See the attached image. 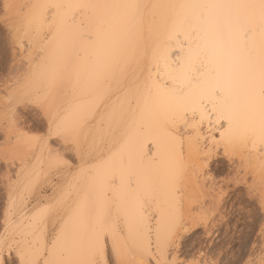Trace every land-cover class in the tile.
<instances>
[{
	"label": "rangeland",
	"instance_id": "rangeland-1",
	"mask_svg": "<svg viewBox=\"0 0 264 264\" xmlns=\"http://www.w3.org/2000/svg\"><path fill=\"white\" fill-rule=\"evenodd\" d=\"M28 1L30 4L33 2ZM27 3L26 0H0V264H30L31 261L34 264H43L46 258L45 253L49 252L56 233L63 226L64 215L63 212L54 209L49 219L37 226L33 223V216L37 210L54 204L61 198L65 199L67 204H71L70 201L77 200L86 192L91 198L94 195L91 176H102L103 173H105L103 176L111 175L117 166L123 169V164H125V155L122 156L121 152L125 141L124 138L116 137L120 130L119 134L124 131L122 127H119L124 118L121 121L118 118H122V116H117L118 120H115L118 123L121 122L116 124V121L115 125H113L115 120L110 122L109 119L112 113L110 110L113 112L115 109L118 110L119 103L123 102L125 91H122V94L114 88L113 94L104 95L98 90L92 91V89L83 87V82H85L83 78L88 79L90 69L93 67L92 65L89 69L88 66L95 59L93 57L95 52L92 53L93 47L95 45V47L99 46L100 48L101 46L103 48L102 41L99 40L102 45H96L95 41L98 40H95L93 35L91 40H83L88 43L93 42V44L87 42L80 44L78 50L83 53V47L87 43L85 48L91 47V49H87L90 54H87L90 56L92 54V57L85 56L91 60V63H88L90 62L88 59H83L82 64L81 57L86 54L87 50H84L86 51L85 54L83 53L84 55H81L82 53L77 50L79 53L77 52L76 57L73 58L70 55L73 49L71 51L68 49V47L72 48L73 46H68L67 43L60 40H54L56 38L54 35L59 30L55 23L48 25L45 23L39 29L35 24L31 26L26 24L28 17L37 9L31 8L30 11ZM32 4L34 5V2ZM5 5L8 7L5 8ZM39 8L45 15L48 14L46 19L51 16H49V12L53 9ZM82 31L84 32V30ZM91 33L93 34V32ZM57 41L60 42V46L57 45ZM61 44L68 46L65 48V50L68 49L67 54H65L66 52L63 53L64 55L60 53L64 49ZM55 45L63 48L61 50L57 47L59 49H57L59 52L57 54L62 56H57V60L56 57L54 58L56 54L52 55L56 52ZM51 55L53 61L50 58ZM98 57L99 59L96 60L100 64L110 58V56H103L102 54ZM105 57L107 58L104 59ZM66 58L74 60L73 63L70 62L71 60L66 62ZM100 59L104 60L100 62ZM60 60H64V62L59 63ZM84 61L88 67L86 64L82 66ZM50 62L57 65L55 64V66ZM71 63L73 64L72 69L69 66ZM78 64L83 69L87 67L85 74L81 68L82 73L86 76H83L79 71ZM52 67L53 70H50ZM75 67H78L76 73L79 79H75V76L77 77ZM96 69L93 67L92 71H96ZM67 70L68 73H66ZM72 70L74 71L72 72ZM54 74L58 76L56 86L52 90L48 102L41 103L39 99L48 91L50 78ZM68 74L69 76H67ZM91 74L93 73L91 72ZM72 79L79 81V84L77 82L78 85L74 88L72 86L75 82ZM119 94L123 96L122 100L121 97H118ZM116 98L120 99V102ZM113 101L115 104H112ZM69 118L74 124H79V130L76 134L71 135L64 131L65 127L74 125L67 120ZM67 121L72 125L66 126ZM123 127L125 126L123 125ZM113 129H116L117 133ZM113 133H115V137ZM181 133L182 131H179L178 136L184 143L186 134L183 132L182 135ZM211 134L213 138L217 135L216 133ZM205 145L208 149V142ZM214 148L216 149L213 151L216 152L203 172L202 178L205 180L204 183L206 184L204 185L206 186L204 187L198 182V185H203L202 189L210 198L205 197L203 203H195L196 206L192 203L190 209L193 214H190L194 216L196 223L198 221V225L196 228H191L190 224L187 223L188 226L184 227L185 232L184 230L181 231L183 235H181V245L176 249L178 251L177 264H259L261 258L264 257L263 180L261 179L262 182H260L262 184L256 182L257 172L255 171H253L256 173L255 176L253 172L252 175L249 173V175L244 176V172L239 171L241 169L237 167L238 162L232 158V154L226 155L221 147ZM81 156L88 165L93 166L89 177L77 178L76 165L82 162ZM56 157L67 163L56 168L50 167V161ZM185 162L187 168L185 167L181 187L188 185H184V179L194 168L191 166L193 165L192 161L187 163L185 159ZM260 169L263 170L264 168L260 167ZM262 170L260 172L264 173ZM261 176L258 174V177ZM252 180H256L255 183ZM69 185H71L70 193L68 191ZM198 191L195 190L199 196L201 194L200 189ZM262 191L263 193H261ZM108 195L110 197L109 221L124 228L122 203H119V200L112 193H108ZM195 196L197 195L195 194ZM21 221L24 223L21 224ZM126 255L125 247V254L121 258L122 264H135L137 259L134 257L135 262H132L134 261L133 256L128 254L132 257L130 258ZM137 264L141 263L137 261Z\"/></svg>",
	"mask_w": 264,
	"mask_h": 264
},
{
	"label": "snow or ice",
	"instance_id": "snow-or-ice-1",
	"mask_svg": "<svg viewBox=\"0 0 264 264\" xmlns=\"http://www.w3.org/2000/svg\"><path fill=\"white\" fill-rule=\"evenodd\" d=\"M7 7L8 5H5V8ZM28 7L122 11V15L118 17L119 23L123 26L131 24L132 39L125 43L118 55L99 64L83 84V87L98 90L104 95L112 94L114 88L117 91L127 89L119 109L111 114L113 120L125 112L134 111L135 106L139 104V84L136 81L138 62L143 54L145 34L151 33L156 26L155 12L146 18V10H160L161 19L171 21L173 27L195 22L200 27L202 42L195 49L191 46L187 51L181 48L182 63L176 79L191 83L197 79L194 73H199L197 62L203 67L207 61L213 66L211 83L201 90L198 97L184 96L182 89H173L174 103L154 104L157 119L171 121L173 124L182 119L187 124L189 108L185 105H192V115L195 116L199 112L200 124H203L205 119L211 122L215 114L216 122L221 127V122L227 123V133H231L234 121L243 117L244 138L253 135L264 144V0H158L153 3L126 0L121 3ZM37 23L39 14L33 12L28 17V24ZM91 36L92 33L79 34L81 40L91 39ZM56 79L54 74L50 79L48 91L39 102H48L56 86ZM205 99L212 104L210 110L204 106ZM78 130L79 124L64 128L69 134H76ZM226 132H221L220 136L227 149L229 144L234 142V138L226 137ZM168 136L171 163L163 186L157 178H150L149 172L143 167L137 172L121 170L119 176L115 173L91 176L93 166L88 165L81 156L82 162L76 165V175L77 178L91 176L94 195L90 198L86 192L72 204H67L66 200L61 198L54 204L38 209L33 216V223L39 226L49 219L54 209L64 215L63 226L56 233L51 250L45 253L43 264H122L121 258L125 254L124 244L128 235L133 231L137 235L143 234L149 229L150 222L156 218L155 213L149 215L148 209L157 203L158 198L174 200L180 193L185 173L182 140L181 150L177 152L176 135L169 133ZM66 163L56 157L50 161V167L56 168ZM117 180L118 187L122 189L121 203L128 217V235H125L124 228L108 219V188L116 184ZM68 191L70 193L71 185L68 186ZM160 211L162 213V209ZM149 264L153 262L150 260ZM155 264H161V261L156 260ZM166 264L175 262L168 261ZM259 264H264V257Z\"/></svg>",
	"mask_w": 264,
	"mask_h": 264
},
{
	"label": "bare ground",
	"instance_id": "bare-ground-1",
	"mask_svg": "<svg viewBox=\"0 0 264 264\" xmlns=\"http://www.w3.org/2000/svg\"><path fill=\"white\" fill-rule=\"evenodd\" d=\"M26 1L28 2L27 6H29L28 5V4H30L29 1L28 0H26ZM30 1H33L34 5H50V4L70 5V4H96V3L126 2V0H30ZM139 2H141V3H153V2H158V0H139ZM32 3L30 5H33ZM28 8L31 11V7H28ZM63 9H65V10L63 11ZM153 11L156 14V26L151 31V33L145 34L144 42H143V54L141 55V57L139 59L137 72H136V81L139 84V92L137 94L139 97V104H138V106H135L134 111L125 112L123 115H120V116H122V118H118V119H121V121L124 118V120H123L124 122L122 121V124H121L122 126L121 125L119 126V127L123 128V130H124L123 133L119 134L121 132V130H120V132H118V134H117L118 136H116L115 133H113L114 137L116 136L119 139L124 138L123 139L125 141V142L123 141L124 147L122 144L123 148L121 149V152H122V156L125 155L124 156L125 157V161H124L125 164H123V167L120 165L123 169H120V167L117 166L118 168L116 167L114 172H111V173L120 174L121 170L137 172L143 167L144 169H147V171L149 172L150 178H152V177L157 178L160 181L161 186H163L164 183L166 182L167 173H168L170 163H171L170 158H169V136H168V134L174 133L176 135L177 143L175 145V150L177 152H179L181 150V139L178 136V132L182 131V133L184 132L186 134L185 135L186 140L184 143L182 142L183 152H184V160L186 159L187 163H188V161L189 162L192 161L191 163L193 165H191V166H193L194 168H192L193 170L191 171V173H189L187 178L184 179L185 180L184 185L188 184L191 186L187 185V186L180 187V193H179V195H177L175 197L174 200H166L163 197L158 198L157 203L153 204L148 209L149 215H152L153 213H155L156 218L154 219V222H152V221L150 222L149 229L145 230L143 232V234H141V235H137V233L135 231H133L130 235H128L127 230H126L128 217L125 215V211L123 213L124 214L123 219H124L125 235H128V239L125 242L127 255L131 254L130 256H133V258L135 257L137 259L138 263H141V264H149L150 260L153 262V264H155L156 260L161 261V264H166V262H168V261H174L175 264H177L176 256H177L178 251L176 249H178L181 245V241H182L181 237L183 236L181 231L184 230V227L188 226L187 223L190 224L191 228H193V227L196 228V226L198 225L197 224L198 221L196 223V221H194V220H196V219H194V216L193 215H192L193 217L191 216V214H193V213H191L192 211L190 209V208H192L191 207L192 203L193 204L198 203V202L203 203L205 197H208V195L205 193L206 191L204 192V190L202 189V186L204 184H206V183H204L205 180H203L202 177L204 175V173H203L205 170L204 168L207 166V164H209V161L213 158V155L216 152V151L215 152L213 151L216 149L214 147H217V149H218V147L223 148L222 150L224 151V153L226 155L232 154V158L233 159L235 158L236 161L238 162L237 167L241 169L239 171H243L245 174L244 176L249 175V173H251V175H252L253 171L257 172V174L255 172H253V175L254 174L257 175V176L254 175L255 179H257V181L256 180H252V181H254V183H255V181L260 183V182H262L261 181V179H262L263 180L262 183H263V187H264V173L260 172L262 170V169H260V167L264 168L263 167L264 166V144H261L259 142L258 137L253 136V135H249L247 138H244L243 133H244L245 124H244L243 117L237 118L234 121V126H233L231 133H227L226 132L227 123L221 122L223 124V127H221L220 124H218L216 122V115L215 114H213V116L211 118V122H209L208 119H205L203 124H200L199 123V119H200L199 112H197L195 116L192 115V112L190 110L192 105H185V107L189 108V111L187 114V120H188L187 124H185L182 119H178L174 124L171 121H163V120L157 119V117L154 113V107H153L154 104L167 105V104L174 103L175 93L173 92V89H182L184 96L198 97L201 93V90L208 87L209 84L211 83V80L213 77V66L208 64L207 61H205L204 66L201 67L200 62L198 61L196 67L199 68V73H194L197 76L196 80H193L191 83H189L188 81H185L182 79H176V77L178 76V74L180 72V63H182L181 57H182L183 53L181 52V48H183L185 51H187L189 46H191L193 49H195V48H197V46L199 44H201L202 33L200 30V27L195 22L186 23L182 26L177 24L176 27H173L171 21H169L167 19H161L160 10H151V9L146 10V12H145L146 18L150 17ZM11 12H12V10H11ZM34 12L39 14V23L35 24L38 27V29L41 28L45 23H46V25H48L49 23H55L57 25L56 27H58L57 29L60 30V31L57 30L60 34L57 32L59 35L56 33V35H54V37L56 36V38H54V40L55 39L58 41L60 40V41L67 43L68 46L69 45H71V47L73 46L72 48H69L66 44H64L65 46L64 45L62 46V44H61V46L64 47V49L61 47L63 49L62 50L61 48H59L58 46L55 45L56 46V48H55L56 52H54V53L52 52L53 53L52 55L56 54L54 56V58L56 57L55 58L56 60H57V56H61V54L64 55L63 54L64 52H66L65 54H67L68 49H70V51L73 49L71 51V54H70L73 58H74V56L76 57V54L78 51L82 53V51L78 50L79 47L81 46L80 44L87 42V41H83L79 38L80 33H88V32L91 33V32H93V34H92L93 37L95 38V40H98V41H95L97 44L96 43H94V44L98 45V44H100L101 41H102L101 43L103 44V45L100 44L103 46V48L101 46H100V48H99V46L95 47V45H94L96 51H94L95 49L92 46L93 47L92 53L95 52L93 54V57L95 59L92 58L94 62L92 61L93 63H91V60L88 59V57H85L86 55H88L89 57H92V54H91V56L89 55L90 51L87 50V49H91V47L88 48V46H87V49H86L85 47H86V44L88 42L85 43V47H83V53L85 54V52H86L84 50H87V52L85 55L83 53L81 54V55H84L83 56L84 58L81 57L82 60L81 59L80 60L82 61V64H83V59H85V60L88 59V61H90L88 63H91V64L88 65L85 63L86 61H84V65H82V66H85V64H86V66L87 65L89 66V69L92 65H93L94 69H96L98 67V65L100 64L99 61L96 60V59H99L98 56H101V54H102L103 56L108 55L110 57H114V56L119 54L121 48L125 45V43L132 39L131 24H129L127 26H123L119 23L118 17L120 15H122V11H117V10L103 11V10L96 9V8L73 9V8L62 7L60 9H55V10L53 9V11L49 12L50 13L49 16L50 15L51 16L47 19H46V15H48V14L45 15L44 12L42 11V9L37 8ZM27 16H28V14H27ZM113 17H116V19H113ZM61 20L63 22H61ZM26 24H28V21ZM29 26H31V25H29ZM28 29H27V31H28ZM38 29H36V30L39 31ZM42 29H44V28H42ZM87 29L89 30L88 32H87ZM82 30H84V32ZM101 31H103V32H101ZM96 33H99V35H96ZM176 33H179V34H176ZM57 35H58V38H57ZM31 40H32V36H31ZM51 40L54 41L53 39H51ZM85 40H88V39H85ZM89 40H91V39H89ZM99 40H100V42H99ZM57 42H56V44H57ZM72 43H75V44H72ZM91 43L93 44V42H90L88 44H91ZM57 45L60 46V42H58ZM74 45H75L76 49H75ZM66 46L68 47L67 50H65ZM83 46H84V44H83ZM57 47L62 50V52H60L61 53L60 55L57 54V53H59L58 52L59 49ZM74 49H75V52H74ZM70 51H69V53H70ZM87 53H89V54H87ZM154 53H155V55H154ZM52 55L50 56L51 60L53 59ZM106 58L107 57H105L104 59H106ZM55 59H54V61H55ZM104 59H100V62H101V60H104ZM201 59H203V58H201ZM66 60H65L66 62H69V60H71V59L66 58ZM95 60L98 63H96ZM62 61L64 62V60H60L59 63ZM73 61L74 60H71L70 62L73 63ZM72 63H71V65H69L70 69H72L71 68L73 65ZM79 63L81 64V62H79ZM80 64H78V67H80L79 66ZM54 65H52V66L54 67ZM69 66H68V68H69ZM53 67L50 70H53ZM78 67H75V73L78 72ZM87 67L85 69H83V67H80L79 71H81V68H82V70L84 71V74H85ZM93 67H91L92 69H90V72H89L90 76L92 75L91 72L94 73V71H95V70L92 71ZM76 68H77V70H76ZM45 71L43 72L44 75H45ZM73 71L74 70H72V72ZM83 71H81V73ZM31 73H32V71H31ZM51 73H52V71H51ZM64 73H65V71H64ZM66 73H68V70ZM84 74L82 73L83 76H86ZM86 74H88V72H86ZM41 75H43V74H41ZM47 75L48 74L46 73V76ZM76 75H77V73H76ZM88 75H87V77H88ZM67 76H69V74ZM43 77H41L42 80H44ZM56 77H58V76H56ZM80 77H82V76H80ZM76 78H78V75H77V77L75 76V79ZM67 79H68V77H67ZM77 80L76 81L73 80L75 82V83H73V86H72L73 88H74V86L76 87L79 84V81H77ZM86 80H87L86 77L83 78V81H86ZM70 82H71V79H70ZM77 82H78V84H77ZM80 86H81V82H80ZM114 90H116V89H114ZM124 91L123 92L125 94L127 89H125ZM113 92H115V91H113ZM117 92L120 93L122 91H117ZM123 92H122V94H123ZM115 94H118V93H115ZM124 94H123V96H124ZM119 95L120 96H118V97L119 98L121 97L120 99L122 100L123 96L121 94H119ZM116 99H117V101L120 102V99L119 100H118V98H116ZM115 102H116V100H115ZM115 102L113 101L112 104H115ZM121 103H122V101H121ZM121 103H119V106ZM203 103L207 109L210 110L212 108V104L210 102H208L207 99H205L203 101ZM116 105H118V104H116ZM77 107H79V106H77ZM116 110L117 109H115L114 111H116ZM110 112L113 113V111H111V110H110ZM111 114H110V117H111ZM110 117H109V119L111 122L113 119H111ZM99 119H98V121L102 120V119H100V120ZM103 119H105V118L103 117ZM67 120L69 122H72V120H70V118ZM117 120H115V122L113 121V123H114L113 125H115ZM68 121H67L66 126L70 125V123ZM121 121H119V123ZM119 123L117 121L116 124H119ZM123 125L125 127H123ZM82 126H80V127H82ZM116 129H117V127H116ZM116 129H113V130H114V132L117 133V131H115ZM119 129H118V131H119ZM221 132H226V137L231 136L234 138V142L229 144L227 149L225 148V142L221 140V136H220ZM211 133H216L217 134L216 137L213 138ZM65 136H66V134H65ZM185 136H184V138H185ZM207 142H208V149H206L207 144L205 145V143H207ZM119 154H120V152H119ZM187 156L189 158H185ZM121 163H123V162H121ZM185 167L187 168L186 165H185ZM258 172H260V173H258ZM103 174H105V173H103ZM103 174H102V176H103ZM201 174H202V176H201ZM258 174L262 175L263 177L262 176L258 177ZM253 179H254V177H253ZM198 182H200L203 185H201V186H200V184L198 185ZM243 182L245 183V181H243ZM259 183H257V184H259ZM262 183H260V184H262ZM118 185H119V181L117 180L116 184L109 186L108 193H112V195L115 198H117L119 200L118 202L120 203L121 202L122 189L120 187H118ZM205 186L206 185H204V187ZM189 187H191L192 190H193V188H195L196 191H198V189H200L201 194H199V196H198L199 191L197 193V192H195V190L192 191L191 189H189ZM196 188H198V189H196ZM254 189H253V191H254ZM251 192H252V190H251ZM261 193H263V191ZM195 194L197 196H195ZM255 194H257V193H255ZM208 198H210V197H208ZM211 198H213V197H211ZM74 200L76 201V199H74ZM75 201L72 200L70 202L72 204ZM218 201L220 202V200H218ZM220 205H221V203H220ZM195 206H196V204H195ZM122 207L124 210L123 204H122ZM161 209H162V213L160 211ZM214 209H215V207H214ZM215 213H216V211H215ZM108 215L110 216V213ZM108 219H109V217H108ZM22 221H24V220H22ZM22 221L20 222L21 224L24 223ZM206 225L208 226V224H206ZM204 227H206V226H204ZM188 229H190V227H188ZM205 229H207V227ZM185 230H184V232H185ZM24 247H26V246L24 245ZM51 248L49 249V251L51 250ZM130 258H132V257H130ZM135 258H134V261H132V262H135ZM137 261L135 262V264H137ZM30 264H34V263L31 261Z\"/></svg>",
	"mask_w": 264,
	"mask_h": 264
}]
</instances>
